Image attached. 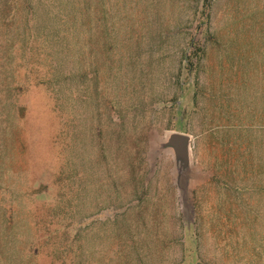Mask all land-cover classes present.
Here are the masks:
<instances>
[{
	"label": "rangeland",
	"instance_id": "rangeland-1",
	"mask_svg": "<svg viewBox=\"0 0 264 264\" xmlns=\"http://www.w3.org/2000/svg\"><path fill=\"white\" fill-rule=\"evenodd\" d=\"M122 252L264 264V0H0V264Z\"/></svg>",
	"mask_w": 264,
	"mask_h": 264
},
{
	"label": "trees",
	"instance_id": "trees-1",
	"mask_svg": "<svg viewBox=\"0 0 264 264\" xmlns=\"http://www.w3.org/2000/svg\"><path fill=\"white\" fill-rule=\"evenodd\" d=\"M77 19V18H76ZM74 43H76V41L74 42ZM69 50H72V54H73V56L76 58V65H78L79 64V51L78 50H75V48H73V49H69ZM67 51V53H68V49L66 50ZM66 53V55H67V57L68 58H70V56H71V54L69 53V54H67ZM76 65H73L74 66V68L75 69H78L79 67L78 66H76ZM51 72H52V75H51V77L52 76H54V73L57 75V71H55V69H53V70H51ZM68 74V73H67ZM58 76V75H57ZM78 78V72L77 71H71L69 74H68V76H67V79L65 78V80L64 81H72V82H74L76 79ZM57 79V77L56 78H54L53 77V80H56ZM56 95H57V97H58V94L57 93H55ZM61 100V97H58L57 99H53L52 100V103H51V105H50V108L52 109V112L53 113H55V112H58V111H60V109H61V105H60V103H59V101ZM15 107H16V104L15 103H13V107H12V109L10 110V119H14V121H15V118H16V114L17 113H15V111H16V109H15ZM47 118H48V120H49V116L47 115ZM4 132H5V134L6 135H8V134H10L11 135V131L9 130V129H5L4 130ZM10 137H12V136H10ZM41 180V179H40ZM69 180H71V179H69ZM63 181L65 184H63V188H64V190H65V192L66 193H75V188H76V186L77 185H75V183L74 182H70V181ZM68 191V192H67ZM45 192V191H44ZM43 192V193H44ZM49 191H46L44 194L45 195H48V197H50L51 195L48 193ZM65 194V193H64ZM63 194V195H64ZM63 195H61V203L63 202V200H64V197H63ZM78 195V194H77ZM77 195H74L73 196V199L71 200V201H67V202H63V205H64V208H68V205H69V208H70V206H71V204H72V201L73 200H75L76 199V196ZM60 196V195H59ZM63 199V200H62ZM52 200H56V199H52ZM58 208H60V207H58ZM121 245H123V244H121ZM125 246H127V244H125ZM123 248V247H122ZM121 255H124V252H122L121 253ZM142 264V260L141 259H133V258H130L129 259V257L127 256V255H124V256H122V257H117V259H116V264Z\"/></svg>",
	"mask_w": 264,
	"mask_h": 264
},
{
	"label": "water",
	"instance_id": "water-1",
	"mask_svg": "<svg viewBox=\"0 0 264 264\" xmlns=\"http://www.w3.org/2000/svg\"><path fill=\"white\" fill-rule=\"evenodd\" d=\"M191 137L183 133H173L168 141L164 143L161 148H172L175 152L176 158L180 163V173L187 169L189 164V145Z\"/></svg>",
	"mask_w": 264,
	"mask_h": 264
},
{
	"label": "crops",
	"instance_id": "crops-1",
	"mask_svg": "<svg viewBox=\"0 0 264 264\" xmlns=\"http://www.w3.org/2000/svg\"><path fill=\"white\" fill-rule=\"evenodd\" d=\"M221 62H217L214 66V68H216L215 70V74H217L218 76L220 75L219 72L221 73V70L220 68L223 67V62L220 64ZM224 68V67H223Z\"/></svg>",
	"mask_w": 264,
	"mask_h": 264
}]
</instances>
